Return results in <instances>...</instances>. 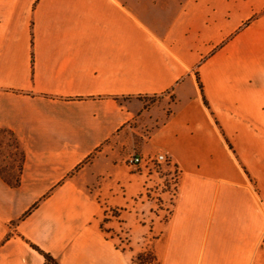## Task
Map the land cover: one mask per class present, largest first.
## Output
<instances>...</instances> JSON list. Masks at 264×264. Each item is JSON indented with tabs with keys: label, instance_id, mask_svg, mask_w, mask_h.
Masks as SVG:
<instances>
[{
	"label": "crops",
	"instance_id": "obj_1",
	"mask_svg": "<svg viewBox=\"0 0 264 264\" xmlns=\"http://www.w3.org/2000/svg\"><path fill=\"white\" fill-rule=\"evenodd\" d=\"M3 130L0 264H132L101 216L150 204L86 192L131 150L178 170L158 264H264V0H0Z\"/></svg>",
	"mask_w": 264,
	"mask_h": 264
},
{
	"label": "rangeland",
	"instance_id": "obj_2",
	"mask_svg": "<svg viewBox=\"0 0 264 264\" xmlns=\"http://www.w3.org/2000/svg\"><path fill=\"white\" fill-rule=\"evenodd\" d=\"M158 98L160 97L152 98V101H156ZM132 151L124 159V165L126 166L123 169L124 172L119 170L117 174L112 176L118 178L124 177V175L134 177V182L130 181L129 183H132V185L124 183V186L119 188L117 184H106L100 185L103 188L101 190L91 188L86 192L96 198L100 203H103L102 201L107 202V200L114 197L125 195L123 193H126V189H124L126 186L131 188H129L130 190L128 189L129 192L127 191V193H130V195L133 193L135 202L150 204L145 209L141 205H138L137 209L139 210L137 212L145 216L142 219L140 216L137 217L138 220L141 219L139 223L134 222V225L147 226V229H149L147 235L143 234L141 236V233H139L136 237L133 236L132 238L129 234L128 227L120 224L122 223V220H120V216L122 215L121 211L128 209L119 208L118 206L112 207L111 209L105 208L101 216V229L109 233L118 247L123 250H128L127 255L132 264H158L152 242L153 240L161 238L167 224L166 222L171 214L178 185V170L168 161L162 163L155 161L158 154L148 163L144 162L137 167L131 166L128 162L129 158L132 155H137L135 151ZM115 158H118V154H115ZM9 159L11 167H17V164L20 162L19 150L16 149L12 135L3 130L0 132V163L8 166ZM11 159L13 160L11 161ZM104 168L102 163L97 166L95 171L102 172ZM106 181H108V178H106ZM130 207L135 208L136 206ZM148 208H151V213L155 215V219L150 220V212H147Z\"/></svg>",
	"mask_w": 264,
	"mask_h": 264
},
{
	"label": "built area",
	"instance_id": "obj_3",
	"mask_svg": "<svg viewBox=\"0 0 264 264\" xmlns=\"http://www.w3.org/2000/svg\"><path fill=\"white\" fill-rule=\"evenodd\" d=\"M167 160L166 155L164 154H158L155 158V161H157L158 163H162L165 162ZM129 164L131 166L137 167L139 165L142 164V160L140 157H138L137 155H132L129 160H128Z\"/></svg>",
	"mask_w": 264,
	"mask_h": 264
},
{
	"label": "trees",
	"instance_id": "obj_4",
	"mask_svg": "<svg viewBox=\"0 0 264 264\" xmlns=\"http://www.w3.org/2000/svg\"><path fill=\"white\" fill-rule=\"evenodd\" d=\"M166 162H167V160H166ZM37 251H39V250H37ZM40 253L44 256L46 264H57L49 255H46L43 252H40ZM140 264H143V263H140Z\"/></svg>",
	"mask_w": 264,
	"mask_h": 264
}]
</instances>
